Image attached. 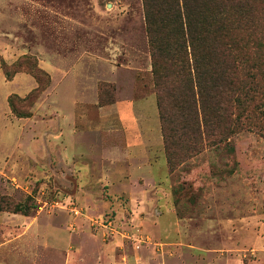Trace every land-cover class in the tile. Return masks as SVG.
<instances>
[{
	"label": "rangeland",
	"instance_id": "obj_1",
	"mask_svg": "<svg viewBox=\"0 0 264 264\" xmlns=\"http://www.w3.org/2000/svg\"><path fill=\"white\" fill-rule=\"evenodd\" d=\"M249 34L239 58L264 61V32ZM25 57L38 80L12 73ZM151 60L144 0H0V264H97L98 246L117 262L126 249L145 264H264V95L222 142L171 146L170 167ZM120 100L135 102L141 147H126Z\"/></svg>",
	"mask_w": 264,
	"mask_h": 264
},
{
	"label": "trees",
	"instance_id": "obj_2",
	"mask_svg": "<svg viewBox=\"0 0 264 264\" xmlns=\"http://www.w3.org/2000/svg\"><path fill=\"white\" fill-rule=\"evenodd\" d=\"M255 2L263 0H144L151 72L170 167L171 146L184 151L188 142L192 148L203 141L222 142L235 132L233 111H243L246 102L264 95V61L261 56L250 59L246 48L239 58L236 47L238 33L250 37V31L264 32L253 18L258 12ZM254 44L262 48L261 42ZM25 64L38 80L29 57L16 61L12 73ZM5 74L11 75L7 69ZM258 79L262 91L255 95L251 84ZM38 88L24 99L35 98ZM9 104L16 112L10 99ZM11 206L0 198V210ZM30 208L16 204L14 212L27 214Z\"/></svg>",
	"mask_w": 264,
	"mask_h": 264
},
{
	"label": "crops",
	"instance_id": "obj_3",
	"mask_svg": "<svg viewBox=\"0 0 264 264\" xmlns=\"http://www.w3.org/2000/svg\"><path fill=\"white\" fill-rule=\"evenodd\" d=\"M135 102L132 101V100H120V101H117L114 105V108L116 112V114L118 115L119 117V120L120 122L122 123V126L125 127L124 129L128 132L129 130V133L131 136L130 139H128V143H127V146L128 148H131L132 146L134 147H141L142 144H136V137H137V132H139V134L141 135V131H140V128L138 126V123H137V120L135 118V113L136 111L133 109L134 108V104ZM134 104V105H133ZM122 107H124V111H122ZM126 116H128L126 118ZM128 128V129H127ZM133 139H132V138ZM133 144V145H132ZM144 148V147H142ZM110 157H112V155H110ZM132 158V160H135L136 161V157L135 156H132L130 157ZM152 166L150 165V168ZM152 170V171H151ZM150 172H153V167L151 168ZM170 212H173V209L170 210ZM173 214V213H172ZM167 222V221H166ZM165 222V224H166ZM159 224H161V221L159 222ZM163 224V222H162ZM169 226H172V227H175L176 231L179 230L180 228V224L181 222H179V220L177 219L176 221L174 222H170V223H167ZM46 241V240H44ZM56 245L58 244H67V243H70L72 242V238H60V237H56L53 241ZM100 249L99 246L97 248V252L96 254L92 251L91 254H95L97 256L99 255H102V256H99L100 257V262H98L97 264H103L102 262L105 261L106 264H145L147 258L142 254V253H133L132 251H127L126 249L124 251H122L121 253V258L120 260L117 262L115 261V259L113 257H111V255L107 254V252H100ZM77 251L76 252H71L69 253V256H72V258L76 257L75 254L79 255L80 254V248L79 249H76ZM95 250V246H94V249ZM106 250V249H105Z\"/></svg>",
	"mask_w": 264,
	"mask_h": 264
}]
</instances>
